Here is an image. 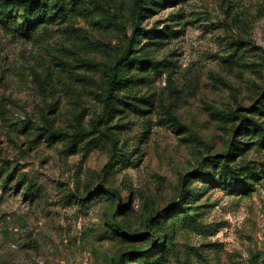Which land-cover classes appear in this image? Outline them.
<instances>
[{
  "label": "rangeland",
  "instance_id": "1",
  "mask_svg": "<svg viewBox=\"0 0 264 264\" xmlns=\"http://www.w3.org/2000/svg\"><path fill=\"white\" fill-rule=\"evenodd\" d=\"M34 4L0 27V264H264V0Z\"/></svg>",
  "mask_w": 264,
  "mask_h": 264
},
{
  "label": "trees",
  "instance_id": "2",
  "mask_svg": "<svg viewBox=\"0 0 264 264\" xmlns=\"http://www.w3.org/2000/svg\"><path fill=\"white\" fill-rule=\"evenodd\" d=\"M39 1L40 0H0V27L6 31L12 30L14 33L13 35L19 39H31L33 35V26L41 23L47 17L46 14H42L40 8H37V5L34 4ZM151 1H153L155 5H162L164 2L171 0ZM18 8H25V17L21 21L14 14L15 9ZM143 32L144 30L139 27L138 24L135 25L133 30V38L129 46V52L122 57L119 66V69L121 70H119L117 78L120 80V83H122V73L124 67L130 64L129 60L132 58L133 53L137 52V48L134 43L140 39ZM130 54H132V56H130ZM135 64L142 65L146 68L156 66V62H153L152 60L133 61V65ZM135 67L139 68V66ZM258 104L259 105L255 107V111L264 113V100L258 101ZM254 126L255 128L257 127L264 135L263 125L254 124Z\"/></svg>",
  "mask_w": 264,
  "mask_h": 264
}]
</instances>
